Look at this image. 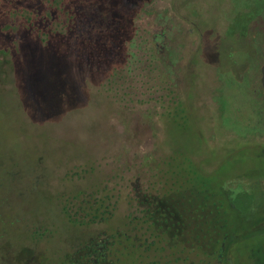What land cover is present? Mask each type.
<instances>
[{
  "label": "rangeland",
  "instance_id": "rangeland-1",
  "mask_svg": "<svg viewBox=\"0 0 264 264\" xmlns=\"http://www.w3.org/2000/svg\"><path fill=\"white\" fill-rule=\"evenodd\" d=\"M172 1L171 35L155 29L165 35L162 73L136 46L144 62L122 70L111 88L89 85L79 104L74 92L87 88L76 73L63 77L68 95L57 90L65 47L41 40L65 32L61 4L46 1L39 19L26 9L29 0L17 1L20 14L0 20V264H79L107 223H77L66 206L81 202L96 174L126 167L133 197L146 193L139 210L157 208L167 194L162 217L170 235L156 227L154 255L169 264H220L208 239L234 229L237 218L249 234L264 230V0ZM6 4L0 0L1 13ZM167 82L171 111L157 114L154 94ZM136 162L152 176L167 173V185L139 190ZM230 251L233 264H264V233Z\"/></svg>",
  "mask_w": 264,
  "mask_h": 264
},
{
  "label": "trees",
  "instance_id": "trees-1",
  "mask_svg": "<svg viewBox=\"0 0 264 264\" xmlns=\"http://www.w3.org/2000/svg\"><path fill=\"white\" fill-rule=\"evenodd\" d=\"M8 6L5 11L0 12V20L12 18L19 15L20 11L16 8V2L22 0H5ZM26 3V9L33 13L36 12L39 19H44L43 8L45 9L46 1L50 0H29ZM61 4V15L63 22L66 24L64 33L45 32L46 38L42 39L39 34L36 39L43 40L45 46L51 44L54 40H59L62 43L64 50L60 52L64 59V67L58 73L60 83L57 90L60 95H68L63 93L64 78L71 72L78 76L76 83L83 84L87 88V93L84 94L81 88H77L74 92L78 103L88 96V86L97 87L106 83L110 88L118 84L120 73L127 67L133 65L136 68L137 63H143L144 59L140 58L138 51L134 49L136 46L145 50L144 58L152 63L151 70L161 72L162 59L160 58L159 48L160 40L165 37L164 34L156 32L155 29L162 26L165 31L170 33L173 16L170 8L174 5L172 0H53ZM35 2V3H33ZM25 3V0H24ZM15 4V5H14ZM33 4V5H32ZM44 5V6H43ZM70 6L69 7H66ZM14 6V7H11ZM43 6V7H42ZM159 11L154 12L155 8ZM25 9V10H26ZM42 9V10H41ZM144 12L149 13L144 15ZM69 13L68 15H66ZM4 23V22H1ZM0 23V25H1ZM167 26V28H165ZM2 27V25L0 26ZM36 27V26H35ZM28 28V32H34L36 28ZM34 30V31H33ZM21 33V31L16 34ZM137 36L141 38V43ZM186 38L184 37V40ZM71 41V42H69ZM191 47V46H190ZM192 51L194 49L191 47ZM16 62L20 58V54L14 53ZM154 60V63L152 62ZM62 74V75H61ZM67 74V75H66ZM164 74H167L164 71ZM163 74V75H164ZM64 77V78H63ZM167 78L168 77L164 76ZM39 79V78H38ZM66 79V78H65ZM37 80V79H36ZM169 82V81H168ZM166 83L160 92L154 94L157 96L155 109L157 114L171 111L167 97V90L170 88L169 83ZM50 95L49 89L46 94ZM167 91V92H166ZM44 95V104L53 108L50 97ZM72 94V93H71ZM46 97V98H45ZM85 97V98H84ZM139 96H136L138 98ZM43 104V106H44ZM41 107V110L43 108ZM63 110L65 106L60 105ZM47 112L46 110H44ZM156 114V116H158ZM151 115V117H156ZM158 118V117H157ZM128 159H126L127 161ZM128 160L127 166H132ZM81 166H89L86 162H81ZM87 164V165H86ZM123 167V166H122ZM121 167V168H122ZM137 172V169L139 168ZM90 168H93L90 167ZM92 170V169H90ZM129 167L121 169L119 172H112L103 177L96 174V183L90 181L86 192L79 196V204L71 203L66 206L68 214L74 221L82 224L107 223V228L99 233V236H94L87 242V255L90 259H81L87 261L86 264H169L163 256L154 255L157 251V241L159 238L156 233L160 229L161 233L170 235L169 229L164 227L162 212L166 201L162 195L159 199L157 208L154 209H138L142 202H146V196L143 198L136 194L133 197L134 190V175L127 172ZM133 171V167L131 168ZM68 172L65 170L63 179L66 181ZM131 175L129 176L128 175ZM100 175V174H99ZM133 176V177H132ZM167 173L162 172L156 176H152L147 166L142 167L136 162V183L141 186L142 190L146 188H155L158 182L163 187L167 185ZM165 177V178H164ZM159 189V187H158ZM157 189V190H158ZM137 190V188H136ZM137 193V192H136ZM91 197L89 200L82 199L83 197ZM82 199V200H81ZM136 201V203H135ZM142 201V202H141ZM136 207V213L132 210ZM116 216H119V224L113 221ZM113 221V224L111 222ZM243 223V222H242ZM156 231V232H155ZM247 230L242 229L241 222L238 220L235 223V228L230 231H225L219 234V237H211L208 239V244L213 242L212 253H217L220 264H233L230 261V250H235L247 238H260L264 230L247 233ZM205 232L208 228H205ZM241 233H246L244 236ZM248 234V235H247ZM247 235V236H246ZM194 243L197 241H193ZM196 246L200 247L201 245ZM195 245H189L194 247ZM188 245H186L187 248ZM183 250L184 248H180ZM126 253L127 255H118ZM136 252V254H133ZM198 254V253H197ZM80 255V254H79ZM232 257V255H231ZM79 260V264L82 261ZM185 259L180 258L172 264H185ZM73 261V260H71ZM68 261H63V264H68ZM50 264H52L50 262ZM54 264H57L54 261Z\"/></svg>",
  "mask_w": 264,
  "mask_h": 264
},
{
  "label": "water",
  "instance_id": "water-1",
  "mask_svg": "<svg viewBox=\"0 0 264 264\" xmlns=\"http://www.w3.org/2000/svg\"><path fill=\"white\" fill-rule=\"evenodd\" d=\"M261 84H262V87H263V91H264V64L262 65L261 67Z\"/></svg>",
  "mask_w": 264,
  "mask_h": 264
},
{
  "label": "flooded vegetation",
  "instance_id": "flooded-vegetation-1",
  "mask_svg": "<svg viewBox=\"0 0 264 264\" xmlns=\"http://www.w3.org/2000/svg\"><path fill=\"white\" fill-rule=\"evenodd\" d=\"M80 258H85V259H90L91 258V256H81ZM184 262L186 263V260H184ZM87 263V261H82V263L81 264H86Z\"/></svg>",
  "mask_w": 264,
  "mask_h": 264
}]
</instances>
